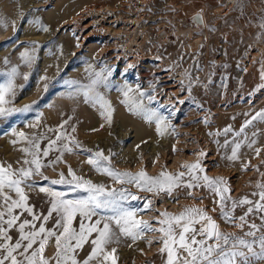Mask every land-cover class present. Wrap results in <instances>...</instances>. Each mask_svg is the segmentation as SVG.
Instances as JSON below:
<instances>
[{
  "label": "rangeland",
  "instance_id": "374dc122",
  "mask_svg": "<svg viewBox=\"0 0 264 264\" xmlns=\"http://www.w3.org/2000/svg\"><path fill=\"white\" fill-rule=\"evenodd\" d=\"M197 13H201V28L189 21ZM0 20V82L16 66L19 75L15 83L22 87H17L12 106L31 105L28 111L0 117V164L16 169L24 166L23 159L30 158L20 151L27 146L24 141L11 143L17 140L13 131L29 137L33 133L42 135L39 144L43 149L67 121L62 131L74 136L82 148L64 152L62 162L42 167L49 181L58 179L61 172L67 177L71 166L78 176L93 183L109 189L124 187L141 197L130 199L126 206L153 228L160 227L157 221L162 219L161 212L178 214L194 206L207 211L224 232L242 236L248 231L247 225L240 229L221 218L215 203L218 198L208 188L179 186L171 195L139 191L96 171L87 163L89 152L85 150H103L106 156L111 153L113 169L133 173L143 169L150 176L161 171L186 172L181 165L199 158L203 174L223 178L233 199L257 200L258 196L253 195L259 191L257 182L264 183V120L253 121L239 136L233 133L264 109V88L259 87L264 84L260 78L264 67V0H0ZM26 49L35 57L28 64L20 56ZM106 66L111 68L108 85L95 87L111 105L110 124L100 115L99 105L85 102L83 96L93 74ZM24 73L28 74L26 80ZM125 86L133 89L131 95L136 99H140L137 89L144 92V105L165 117L170 126L158 133L155 118L145 119L143 113L130 111V104L123 102L121 89ZM147 95L156 99L149 102ZM33 124L36 127L29 126ZM136 126L141 128L138 133ZM228 126L232 131L225 133ZM252 140L256 143L249 148L247 144ZM238 141L243 143L237 158L229 159ZM255 148L261 149L260 155H256ZM200 152L205 155L199 156ZM57 155L60 153L50 151L42 157V163L48 164ZM31 180L41 186L48 183L40 175H33ZM48 186L67 191L65 185ZM22 187L34 212L47 214L50 197L39 187ZM9 195L16 198L14 192ZM74 195L70 193L69 197ZM146 200L151 201L149 209L144 208ZM248 207L238 206L233 215L239 217ZM14 214L19 216L17 226L24 219H32L20 209H14ZM110 215L100 212L92 219ZM261 215L264 213H253L247 219L259 226ZM56 219L53 213L46 228L52 229ZM40 222L36 221L37 228ZM108 222L116 235L106 249H116V264H165L167 253L158 251L162 247L159 232L144 231L142 238L133 240L121 235L114 221ZM74 227H79L78 218ZM200 227L195 225L197 231ZM261 233L264 227L257 236ZM9 235L15 242L17 227ZM90 240L77 250L78 260L91 251ZM254 247L259 251L258 245ZM54 253L52 238L45 255L52 257ZM253 264H264V260H254Z\"/></svg>",
  "mask_w": 264,
  "mask_h": 264
},
{
  "label": "snow or ice",
  "instance_id": "6c2138e0",
  "mask_svg": "<svg viewBox=\"0 0 264 264\" xmlns=\"http://www.w3.org/2000/svg\"><path fill=\"white\" fill-rule=\"evenodd\" d=\"M192 20L197 25L203 23L201 13L194 15ZM2 23L3 21L0 20V24ZM261 27L264 28V23L261 24ZM33 44L34 47H39L35 42ZM20 56L26 64L31 63L35 58L28 49L20 53ZM4 62L8 63L7 58ZM128 67L130 68L132 65ZM17 75H19L18 68L13 66L5 73V78L0 82V117H8L13 113L28 111L31 108V105H24L22 108L12 106L17 87H22L15 83ZM185 75L188 73L185 72ZM23 76L26 80L28 74L24 73ZM109 76H111V68L107 66L100 72H95L90 84L84 87L83 96L85 102L91 101L99 105L100 115L110 124L112 122L111 105L96 91L95 87L101 83L107 86ZM260 78L264 81V67L260 69ZM259 87L264 88V84ZM121 91L125 98L123 102L130 104V111L143 113L145 119L155 118L158 133H162L170 126L165 122V117L159 115L155 109H149L144 105L143 97L146 95L144 92L137 89L140 99H136L131 95L133 89L125 86V89H121ZM155 99V96L147 95L149 102ZM257 119L264 120V109L259 110L250 120H246L241 125L239 132L233 134L239 136L248 125ZM66 123L67 121L63 122L56 129V138L49 140L43 149L39 144L42 135L37 137L33 133L29 137L24 132H12L17 140H13L11 143L16 144L18 141H24L27 146L22 147L20 151L30 158L23 159L24 166L16 169H13L10 164L7 167L0 164V264H51L53 260L55 264H91L93 261L96 264H108L109 261L111 264H116V249L113 248L111 251L106 249V246L113 242V237L116 235L108 221H114L119 228V233L133 240L142 238L144 231L159 232L161 235L158 239L162 241V247L158 251L167 253L165 264H253L254 260H264V233L257 236L260 228L264 227V215L260 216L262 223L259 226L249 223L247 219L250 214L264 213V183L257 182L259 191L253 193L258 196L257 200H249L247 197L233 199L228 195L230 189L225 186L226 182L223 178H213L203 174L205 169L201 166L199 158L194 163L181 165L182 168L187 169L186 172L161 171L155 176H150L143 169L135 173L113 169L110 165L111 153L106 156L103 150L95 152L85 150L89 152L87 163L96 171L107 175L117 184L133 185L139 191L166 192L171 195L173 189L179 186L208 188L218 198L215 203L221 218L226 222L235 223V226L240 229L247 225L248 231L244 232L242 236L224 232L207 211L194 206L186 207L178 214L161 212L159 215L162 219L157 221L160 227L153 228L149 221L137 219L136 211L126 206V202L130 199L137 200L141 197L134 195L124 187L109 189L104 184L93 183L91 180L78 176L71 166L68 167L67 172V177L70 179L63 172L59 173L58 179L50 181L43 176L42 167L62 162L64 152L70 153L74 148H82L74 136L62 131ZM29 126L36 127L35 124ZM51 130L49 129V131ZM72 131L75 132V127ZM223 131L227 133L232 129L228 126ZM241 143L243 141L234 142L229 159L237 158ZM255 143L256 141L252 140L247 146L252 148ZM50 151H57L60 155H57L55 160L48 161V164L42 163V157H47ZM260 152V148H255L256 155H260ZM204 155V152L199 153L201 157ZM18 163L20 162L18 161ZM253 167L259 171L257 166ZM33 175H40L48 183L41 186L39 182L31 180ZM261 175L264 176V173ZM185 176L189 177L187 181L182 180ZM22 185L28 188L39 187L40 192L46 193L50 197L47 214L38 215L34 212L33 206L27 203L28 196ZM48 185H65L67 191H56ZM9 192H14L16 198L13 199ZM70 193H75V195L70 198ZM229 202L230 208L228 207ZM242 205H249L247 211L239 217H235L234 210ZM150 206L151 201L146 200L144 208L149 209ZM14 209L27 212L32 216V219H24L17 226L19 216L14 214ZM213 211L216 209L214 208ZM100 212H109L111 215L93 221L92 218L99 216ZM53 213L57 216L55 224L52 229L46 228L45 224ZM77 218L79 219L78 229L74 227ZM38 220L41 222L37 228L36 221ZM102 220L104 221L103 226L100 227ZM196 224L201 225L198 231L195 228ZM14 227H17L19 236L15 242H11L13 238L9 235V231ZM26 227H29L30 230L26 231ZM93 234H96L95 238H91ZM197 236L201 238L197 239ZM247 237L252 239H247ZM52 238L55 241V253L52 257H48L45 255V250ZM89 240L91 251L82 261L78 260L77 250L83 249ZM255 245L259 246V251L255 250Z\"/></svg>",
  "mask_w": 264,
  "mask_h": 264
},
{
  "label": "bare ground",
  "instance_id": "6f19581e",
  "mask_svg": "<svg viewBox=\"0 0 264 264\" xmlns=\"http://www.w3.org/2000/svg\"><path fill=\"white\" fill-rule=\"evenodd\" d=\"M113 33H114V32H113ZM115 33H116V32H115ZM115 33H114V34H115ZM120 48H121V47H120ZM120 51H121V50H120ZM122 58H123V57H122ZM140 129H141L140 126H136V132H137V133L140 131Z\"/></svg>",
  "mask_w": 264,
  "mask_h": 264
},
{
  "label": "water",
  "instance_id": "95a60500",
  "mask_svg": "<svg viewBox=\"0 0 264 264\" xmlns=\"http://www.w3.org/2000/svg\"><path fill=\"white\" fill-rule=\"evenodd\" d=\"M189 21H193V20H192V19H191V20L189 19ZM201 25H202V24L197 25V24L195 23V26L198 27V28H201Z\"/></svg>",
  "mask_w": 264,
  "mask_h": 264
}]
</instances>
